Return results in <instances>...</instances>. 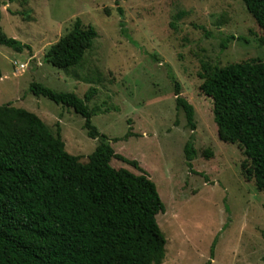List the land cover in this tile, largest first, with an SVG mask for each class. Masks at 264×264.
I'll list each match as a JSON object with an SVG mask.
<instances>
[{"label":"rangeland","instance_id":"374dc122","mask_svg":"<svg viewBox=\"0 0 264 264\" xmlns=\"http://www.w3.org/2000/svg\"><path fill=\"white\" fill-rule=\"evenodd\" d=\"M0 1V29L31 48L0 45V107L35 114L86 163L99 140L88 137L84 118L30 86L81 99L97 89L88 103L99 108L92 124L116 154L139 163L165 205L157 216L167 241L162 264H264V191L246 178L243 150L219 140L213 101L200 91L201 62L223 68L264 61L263 32L241 0H122L123 15L115 0ZM76 19L98 38L79 68L57 69L45 55ZM174 82L194 107V130L176 108ZM187 143L196 151L193 170ZM111 166L141 175L117 159Z\"/></svg>","mask_w":264,"mask_h":264},{"label":"trees","instance_id":"16d2710c","mask_svg":"<svg viewBox=\"0 0 264 264\" xmlns=\"http://www.w3.org/2000/svg\"><path fill=\"white\" fill-rule=\"evenodd\" d=\"M121 1L115 4L123 15ZM241 1L262 30L264 44V0ZM2 7L0 1V21ZM97 38L93 26L76 19L45 61L57 69H77ZM0 45L18 53L31 50L1 29ZM201 70L200 91L213 101L219 140L243 150L246 178L264 191V61L223 68L201 62ZM174 84L176 108L194 130V107ZM30 91L83 117L88 137L99 140V146L84 163L66 151L60 132L54 136L35 114L9 104L0 107V264H162L167 241L157 216L165 213V205L139 163L116 154L110 139L92 124L99 108L88 103L98 90L90 89L84 99L40 83H32ZM129 137L130 130L122 140ZM184 153L193 170L192 143ZM113 159L141 175L113 168ZM213 251L214 246L212 258Z\"/></svg>","mask_w":264,"mask_h":264},{"label":"built area","instance_id":"2783aa9c","mask_svg":"<svg viewBox=\"0 0 264 264\" xmlns=\"http://www.w3.org/2000/svg\"><path fill=\"white\" fill-rule=\"evenodd\" d=\"M25 66L24 65H20V68L23 69Z\"/></svg>","mask_w":264,"mask_h":264},{"label":"crops","instance_id":"0c3cea01","mask_svg":"<svg viewBox=\"0 0 264 264\" xmlns=\"http://www.w3.org/2000/svg\"><path fill=\"white\" fill-rule=\"evenodd\" d=\"M3 11V10H2Z\"/></svg>","mask_w":264,"mask_h":264}]
</instances>
